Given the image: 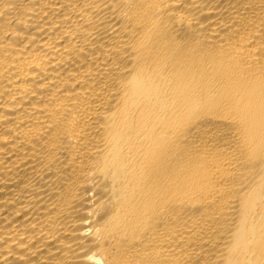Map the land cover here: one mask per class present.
Masks as SVG:
<instances>
[{
	"label": "bare ground",
	"instance_id": "obj_1",
	"mask_svg": "<svg viewBox=\"0 0 264 264\" xmlns=\"http://www.w3.org/2000/svg\"><path fill=\"white\" fill-rule=\"evenodd\" d=\"M0 264H264V0H0Z\"/></svg>",
	"mask_w": 264,
	"mask_h": 264
}]
</instances>
